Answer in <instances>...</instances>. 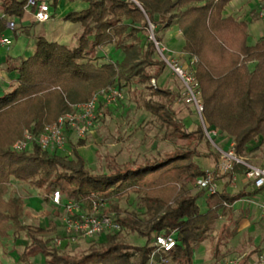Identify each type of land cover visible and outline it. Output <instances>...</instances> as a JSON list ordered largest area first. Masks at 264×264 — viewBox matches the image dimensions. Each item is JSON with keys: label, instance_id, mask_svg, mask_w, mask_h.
Segmentation results:
<instances>
[{"label": "trees", "instance_id": "trees-1", "mask_svg": "<svg viewBox=\"0 0 264 264\" xmlns=\"http://www.w3.org/2000/svg\"><path fill=\"white\" fill-rule=\"evenodd\" d=\"M48 1L56 6L59 0ZM79 1L85 6L64 16L81 28L76 46L35 36L34 52L10 68L16 73L14 83L0 93V235L23 230L40 249L41 264H148L155 237L172 235L175 246L158 251L155 261L192 264L220 217L231 223L232 205L243 198L244 191L232 193L227 186L232 173L244 167L236 165L222 177L214 176L225 179L219 192L207 194L197 188V179L206 172L214 174L216 167L207 169L196 158L216 163L219 152L200 122L188 123L179 117L175 105L180 93L158 84L167 65L158 56L155 42L161 43L163 30L171 26L180 30L181 52L203 105L205 127L232 143L237 156L247 158L264 147V36L248 43L249 21L223 14L230 0ZM25 6L26 0L1 1L0 36L9 18L25 15ZM108 45L122 54L119 60L99 55ZM152 80L156 83L151 84ZM107 85L125 88L127 93L139 91L133 101L152 115L148 121L154 130L152 149L123 163L107 160L104 170L93 171L75 150L68 159L35 144L30 152L12 147L24 128L40 132L44 123L56 121L69 110V103L85 101ZM158 143L170 147L159 148ZM14 180L47 190L46 203L51 199L47 196L58 191L62 202L73 201L85 213L91 212L94 203L110 202L108 214L119 229L95 234L98 238L79 252L49 251L39 239L45 230L21 221V200L5 199L7 186ZM129 192L138 202L136 214L120 212L112 202ZM120 229L144 242H128ZM263 251L264 246L258 245L252 253L259 258Z\"/></svg>", "mask_w": 264, "mask_h": 264}, {"label": "rangeland", "instance_id": "rangeland-1", "mask_svg": "<svg viewBox=\"0 0 264 264\" xmlns=\"http://www.w3.org/2000/svg\"><path fill=\"white\" fill-rule=\"evenodd\" d=\"M81 4L83 3L79 0H62L59 7H57L58 3L56 6H53L51 13L53 17L45 23L32 25L33 27L30 28L29 34L36 36L43 35L52 41L60 40L69 47L76 46V39L81 28L78 24L65 20L64 16L66 13L77 9ZM9 21H14L17 29H22L24 25L29 26L34 22L33 16L27 13L22 18L11 17ZM7 32L9 35L13 33L10 29ZM170 35H172V42L167 43L165 38L170 37ZM180 36H176L172 31L165 29L162 32L160 46L164 48L163 53L165 57L177 61L181 67L187 70V59L181 52L182 40ZM149 37L151 38V36ZM248 43L252 44L251 40ZM101 50L103 53L109 55L111 60H119L122 56L120 52L114 51L113 47L109 45L101 48ZM6 55V51L0 50L1 57L6 58ZM158 56L161 58L159 53ZM16 65H19L16 61H13L11 64V66ZM8 73L10 78L15 79L16 73L14 70H9ZM155 83L154 80L151 81V84ZM158 84H162L180 93L181 99L175 105L179 117L185 119L188 123L197 124L199 122L194 106L187 101L180 79L168 66H165L162 71ZM10 88L11 86L5 87L0 93L8 91ZM139 88L141 89V87ZM120 89L122 90V98L109 105L104 104L101 106L102 115L95 122L92 130L83 136H79L72 131H67L66 144L63 148L41 150L47 153L53 152L68 159L73 158V150H75L85 160L87 167L93 171H97L100 168L105 169L107 160L114 159L117 163H123L145 149H152L155 146L152 142L154 130L148 124L152 115L142 107H138L136 102L133 101L135 96L138 97L139 91L127 93L125 88ZM143 93H147V91L143 90ZM70 105L71 103H69V109ZM51 123H44L43 127ZM25 131H30V129L24 128L21 136L12 143V147ZM214 138L217 144H219L217 147L227 149L226 145L228 143L226 140L218 136ZM157 147L168 149L170 146L158 143ZM214 148L216 147L214 146ZM31 150L32 145L26 148L27 152ZM219 158L220 156H218L216 163L211 159L199 157L196 158V161L200 165L205 166V168L211 169L217 167ZM263 158L264 151H256L252 157L243 159L251 164L264 166L262 162ZM240 174L243 176L244 171L240 172ZM219 181H216L218 186L217 192L221 191L224 187L222 184H225V179L221 180V184ZM228 186L227 189L230 191L238 190L230 182ZM7 187L5 199L18 198L21 200V206L19 207L21 221L33 229L41 227L45 230V235L39 237V239L45 244L47 250L50 251L53 248H58L61 252H79L87 249L91 240L98 238L95 235L85 236L77 232L68 231L62 220L65 210L64 202L61 205H54L55 207H53L50 199L51 196L49 195L47 197L50 201L46 203L43 198L47 190H38L25 182L15 180L8 184ZM112 202L118 206L120 212L137 213L138 202L133 192H129L119 199H114ZM259 202L243 205L245 203L241 201L242 211L236 214V216L234 214L228 216L232 220L231 223L227 221L228 218L221 216L216 223V230L202 242L197 252H195L192 264H222L223 261L232 257L237 260V264H263V261H260L258 258V253L254 254L251 250L252 247L257 245L260 237L264 234V218L258 206ZM109 203L100 206L98 213L107 215ZM233 222L236 224L232 226ZM223 228H227V230L225 229V232L222 234L221 230ZM233 230H236L234 234H232ZM120 232L128 242L134 244H142L144 242L135 233L125 229H120ZM231 247L235 248L234 252H232L233 255L229 253L230 250L233 251ZM246 255L248 256L247 261L244 260ZM42 257L40 249L36 245L31 244V241L26 237L23 230L17 229L13 231L11 229L7 235H0V264H41Z\"/></svg>", "mask_w": 264, "mask_h": 264}, {"label": "built area", "instance_id": "built-area-1", "mask_svg": "<svg viewBox=\"0 0 264 264\" xmlns=\"http://www.w3.org/2000/svg\"><path fill=\"white\" fill-rule=\"evenodd\" d=\"M137 4V1L131 0ZM26 9H31L34 19L38 23H45L51 19V3L48 0H26ZM259 18L264 21V4L258 13ZM7 26L14 29V21H9ZM152 32V25H150ZM152 38V36H151ZM1 44H7L6 38H0ZM155 47L170 70L180 79L187 101L190 102L197 113L204 133L208 140L216 147L219 152V162L215 173L206 172L196 181L198 189H205L207 194L217 192V180L214 176H222L229 171H233L236 165L244 167V175L251 182L254 188L264 190V166H257L247 162L242 157L237 156L232 149V143L227 149L217 147L212 139L216 134L215 130H209L205 127L202 111L203 105L198 100L194 92V82L191 74L181 67L177 61L164 56V48L160 43L155 42ZM122 98V90L114 85H107L95 91L91 97L85 101L70 105V109L61 114L56 121L45 125L38 133L25 131L20 139L14 143L15 149H26L30 145H37L41 149L57 150L66 144V132H74L79 136L92 130L95 122L101 117L102 105H109ZM51 200L55 205H61V195L54 191ZM104 204L94 203L90 213H85L80 206L73 201L64 202L63 224L68 231L81 233L85 236H93L98 233H107L119 229V225L109 214L102 215L98 213L100 206ZM262 217L264 218V200L258 203ZM156 248L151 253L148 264H158L155 261V255L158 251H170L175 246V239L172 235H157L154 241ZM259 260L264 262V251L259 255ZM222 264H237V260L228 258Z\"/></svg>", "mask_w": 264, "mask_h": 264}, {"label": "crops", "instance_id": "crops-1", "mask_svg": "<svg viewBox=\"0 0 264 264\" xmlns=\"http://www.w3.org/2000/svg\"><path fill=\"white\" fill-rule=\"evenodd\" d=\"M62 3V0L58 1V6L59 7ZM264 4V0H230L224 7L223 14L224 16H233L238 19L242 20H247L249 21L248 23V41L251 40L252 44H254L259 38L264 36V21L259 18L258 13L260 9L262 8ZM85 4H81L77 9L83 8ZM74 9V10H77ZM53 10V6L51 5V12ZM25 13L30 14L33 16L32 10L31 9H26L25 8ZM1 14V12H0ZM24 17V16H23ZM53 17V16H51ZM34 22L32 24L24 25L22 29H17L16 28V23L14 22V29H10L7 24H6V31L0 36L4 37L7 39L8 43L7 44H1L0 43V50L6 51V58H3L0 56V91L4 90L5 87H10L14 83V78L9 77V70L10 68L14 67L11 66L13 61H16L20 63L23 59L26 57L30 56L35 49L34 45V37L36 35L29 34V30L32 25L35 24H42L38 23L34 17H33ZM15 21V19H14ZM9 22V21H8ZM12 30L13 33L12 35H9L7 30ZM166 30L172 31L176 36L180 35V30L176 26H171L167 28ZM46 37V36H45ZM172 35L170 37H166L165 41L167 43L172 42ZM181 38V36H180ZM48 39V38H47ZM182 40V39H181ZM52 41V40H51ZM57 42L64 43L60 40H57ZM66 44V43H64ZM251 44V43H249ZM182 45V44H181ZM99 55H104L107 56V54L103 53L102 50H99ZM4 87V88H3ZM7 89V88H6ZM216 134H214L212 137H215ZM217 146L219 144H216ZM228 145L226 147L228 148ZM225 149V148H224ZM264 149H259L257 152H263ZM264 164V158L262 160ZM220 180V181H219ZM218 181L221 184V180L219 179ZM231 185L234 187H237V191H228L235 193L238 191H244V196L240 200L236 201L232 205V213L236 216L239 212L242 211V203L243 201L245 204L243 205H248L247 203H257L259 201L264 200V190H258L253 187V185L248 181L245 177V175H241L240 173L233 172L232 173V179L230 181ZM224 183L222 184V186ZM229 186H227L228 188ZM240 202V203H239ZM250 207V205H249ZM232 214V215H233ZM262 245L264 246V234L260 237V240L258 241L257 245L252 247L251 250H253L256 246ZM232 248V247H231ZM233 249V248H232ZM235 249V248H234ZM230 250V254L234 252ZM197 252V251H196ZM228 252V249H227ZM230 255V256H231Z\"/></svg>", "mask_w": 264, "mask_h": 264}]
</instances>
